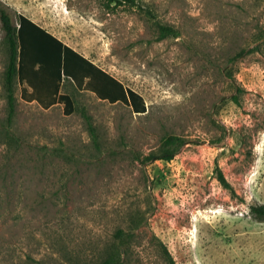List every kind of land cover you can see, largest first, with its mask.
Masks as SVG:
<instances>
[{"label": "rangeland", "instance_id": "374dc122", "mask_svg": "<svg viewBox=\"0 0 264 264\" xmlns=\"http://www.w3.org/2000/svg\"><path fill=\"white\" fill-rule=\"evenodd\" d=\"M135 2L0 0L148 104L67 86L71 106L17 98L9 126L0 16V264H100L114 248L122 264H168L165 249L175 264H264V0ZM171 135L187 140L174 158L148 160Z\"/></svg>", "mask_w": 264, "mask_h": 264}, {"label": "crops", "instance_id": "0c3cea01", "mask_svg": "<svg viewBox=\"0 0 264 264\" xmlns=\"http://www.w3.org/2000/svg\"><path fill=\"white\" fill-rule=\"evenodd\" d=\"M31 20L63 45H58L32 23L24 25L15 89L19 100L51 109L65 105L63 96L67 95L66 87L71 86L98 101L123 104L137 114L147 111L146 100L136 90L65 42L47 26ZM66 46L72 50L66 49Z\"/></svg>", "mask_w": 264, "mask_h": 264}, {"label": "trees", "instance_id": "16d2710c", "mask_svg": "<svg viewBox=\"0 0 264 264\" xmlns=\"http://www.w3.org/2000/svg\"><path fill=\"white\" fill-rule=\"evenodd\" d=\"M111 3L117 0H109ZM121 1H128L132 2L134 5H137L135 0H120ZM150 13V12H149ZM0 16L3 24V28L6 32V38L7 42L9 44V62L5 70V82L4 87L6 90V97H7V103H8V125L10 126L14 120V117L16 115V105H17V96H16V90H15V78L18 73V60H19V54H20V41L22 37V33L24 31V25L26 23H32L35 27L38 29H41L39 26H37L30 18H28L25 15H19L18 23H15L13 20V17L9 14V12L3 8L0 7ZM159 31H160V38L164 39L169 36H177V32L168 27L167 25L158 24ZM42 30V29H41ZM48 37L52 38L56 43L60 46L63 45V43L55 38L52 34L46 32L45 30H42ZM66 49L72 50L68 46H66ZM63 99L65 100L66 104L71 106L72 101L71 98L68 95H64ZM146 111V110H145ZM144 111V112H145ZM85 119L88 122L89 129L91 131V134L96 137V129L92 123V120L87 113L84 112ZM187 140L184 138L177 136V135H171L166 136L163 138V154L159 158L156 156H149L147 157L148 160H157V159H165V160H172L178 151V148L185 145ZM217 172L219 173L220 180L222 184L227 187L231 188V185L223 175L222 171L217 168ZM253 213H255L257 216L264 217V205L261 206H255L252 208ZM137 226V225H136ZM138 227V226H137ZM165 253L167 255V261L168 264H175L173 258L170 256L167 249H165ZM122 255L118 248H114L111 253L100 263V264H122Z\"/></svg>", "mask_w": 264, "mask_h": 264}]
</instances>
